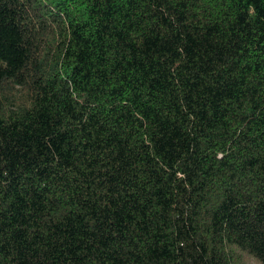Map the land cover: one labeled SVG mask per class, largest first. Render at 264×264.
Segmentation results:
<instances>
[{
	"label": "trees",
	"instance_id": "16d2710c",
	"mask_svg": "<svg viewBox=\"0 0 264 264\" xmlns=\"http://www.w3.org/2000/svg\"><path fill=\"white\" fill-rule=\"evenodd\" d=\"M264 264V0H0V264Z\"/></svg>",
	"mask_w": 264,
	"mask_h": 264
},
{
	"label": "rangeland",
	"instance_id": "374dc122",
	"mask_svg": "<svg viewBox=\"0 0 264 264\" xmlns=\"http://www.w3.org/2000/svg\"><path fill=\"white\" fill-rule=\"evenodd\" d=\"M248 264H253V263L251 261H249Z\"/></svg>",
	"mask_w": 264,
	"mask_h": 264
}]
</instances>
